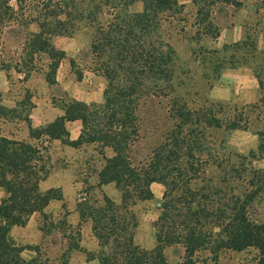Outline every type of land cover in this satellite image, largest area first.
<instances>
[{
  "label": "trees",
  "instance_id": "16d2710c",
  "mask_svg": "<svg viewBox=\"0 0 264 264\" xmlns=\"http://www.w3.org/2000/svg\"><path fill=\"white\" fill-rule=\"evenodd\" d=\"M189 1L207 7L214 4L212 0ZM11 2L20 18H13ZM137 2L142 3V11L130 13L128 9ZM179 7L176 0H0V26L7 16L26 30L21 49L26 74L39 73L48 85L55 84L65 53L52 40L90 32L93 72L105 81L101 104L66 101L62 115L38 129L30 127L29 138L58 141L73 149L96 146L102 161L97 184L113 185L120 196L118 203L102 195L100 202L88 197L76 204L80 220L90 223L96 239L92 260L98 264H171L165 256L170 247L183 250L179 264H221L220 257L227 252H255L254 264H264V221L253 213L255 203L264 198V168L247 172L241 165L228 166L227 157L219 154L223 140L217 137L247 131L251 121H264V96L258 105L243 108L210 101L195 106L173 98L163 140L145 161L132 158L139 140L141 101L161 94L166 97L172 90L177 57L165 14L180 13ZM206 17L201 20L203 34L217 38L211 22L203 21ZM33 25L37 30L28 31ZM236 45L238 50L251 48V54L256 50L247 43ZM42 56L47 60L45 69L36 66ZM221 68L218 65L215 73ZM254 76L262 89L259 75ZM252 108L258 110L254 115ZM2 112L0 107V116ZM76 121L80 134L71 141L66 125ZM256 135L257 155L264 161V130ZM32 141L0 135V264H49L38 250L15 245L9 234L13 227L26 226L33 214L50 203L62 200L59 189L40 190L48 173L47 148ZM210 167L221 169L219 182L206 177ZM232 179L242 192L228 187ZM154 183L164 191L153 223L155 244L145 249L134 243L138 220L133 208L153 199L150 186ZM77 248L74 243L72 249ZM25 250L34 256L23 258Z\"/></svg>",
  "mask_w": 264,
  "mask_h": 264
},
{
  "label": "rangeland",
  "instance_id": "374dc122",
  "mask_svg": "<svg viewBox=\"0 0 264 264\" xmlns=\"http://www.w3.org/2000/svg\"><path fill=\"white\" fill-rule=\"evenodd\" d=\"M176 1L180 13L165 14L171 23L170 43L177 57L172 90L169 92L164 88L169 92L166 97L161 94L141 101L138 110L139 140L132 154L135 162L145 161L163 140L170 125L168 110L173 98L195 106L210 101L243 108L258 105L264 96V0H212L214 4L211 7L193 5L189 0ZM10 6L16 19L20 12L15 2ZM142 8V3L137 2L128 11L137 13ZM206 15L208 17L203 21L211 22L213 30L218 31L217 38L203 34L205 25L201 20ZM15 19L9 20L5 16L0 26V71L6 79L3 80L5 90L0 91V107L3 109L0 135L10 140L32 141L29 138L30 127L38 129L62 115L64 102L74 99L85 104H101L105 81L93 72L95 61L89 51L90 32H76L72 37L61 36L52 40L54 47L65 53L56 72L55 84L48 85L39 73L26 74L21 61L26 30ZM36 30L33 25L28 31ZM241 43L254 46L255 52L251 54V48H235L234 45ZM36 64L45 69L47 60L42 56L40 60L37 58ZM218 65L222 68L215 73ZM254 73L259 75L262 89ZM251 111L253 115L258 112L255 108ZM79 125V122L73 123L71 128L66 125L70 140L75 137ZM263 130L264 121L260 119L251 121L247 131L219 133L218 139L223 140L220 156L227 157L228 166L240 168L241 165L247 172L263 169L264 161L257 155L256 135ZM43 139L32 141L47 148L48 173L39 188L43 192L59 189L62 200L50 203L41 213L33 214L26 226L13 227L10 238L17 246L38 250L49 264H62L63 261L67 264H98L92 260L97 249L96 239L91 233L90 223L80 220L76 204L88 197L100 202L102 195L118 203L119 193L113 185L100 187L97 184L96 173L102 161L96 146L73 149L58 141L45 142ZM229 175L225 176L226 181ZM206 177L219 182L223 174L221 169L210 167ZM228 187H233L236 193L242 192V187L234 181ZM151 190L154 191L153 199L133 208L138 220L134 243L145 249H151L155 244L153 223L158 217L157 204L164 188L159 185ZM2 197L0 190V200ZM253 213L264 221V198L255 203ZM74 243L78 246L75 250L72 249ZM33 256L34 253L28 250L22 253L25 259ZM165 256L169 263L179 264L183 250L170 247L165 250ZM256 258L255 252H227L221 255L220 262L254 264Z\"/></svg>",
  "mask_w": 264,
  "mask_h": 264
},
{
  "label": "crops",
  "instance_id": "0c3cea01",
  "mask_svg": "<svg viewBox=\"0 0 264 264\" xmlns=\"http://www.w3.org/2000/svg\"><path fill=\"white\" fill-rule=\"evenodd\" d=\"M1 72H2V71H0V91H4V90H5V87H3V85L5 84V81H3V80H6V79H5L4 75L1 74ZM60 116H61V115H60ZM76 122H77V121H76ZM73 123H75V122H70V123H68V126H70V128H71V126H72ZM80 129H81V125L77 126V133L75 134V137L71 138V141H75V140H77V138H78V136H79V134H80ZM158 186H159V184L154 183V184H152V185L150 186V188L153 189V187H154V188H157ZM156 190H159V189H156ZM151 191H152V193L154 194V191H153V190H151ZM154 196H155V195H154ZM155 197H156V196H155Z\"/></svg>",
  "mask_w": 264,
  "mask_h": 264
}]
</instances>
